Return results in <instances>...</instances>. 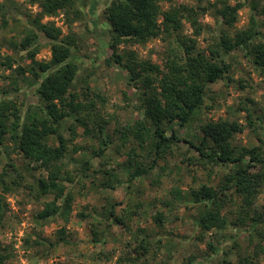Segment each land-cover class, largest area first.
Instances as JSON below:
<instances>
[{
  "label": "trees",
  "instance_id": "trees-1",
  "mask_svg": "<svg viewBox=\"0 0 264 264\" xmlns=\"http://www.w3.org/2000/svg\"><path fill=\"white\" fill-rule=\"evenodd\" d=\"M29 1L39 12L32 18V25L27 23L21 39L6 41L4 48L11 55L4 56L0 62L4 74L9 73L3 77L9 87L0 90V158L6 159L0 173V228L10 215L6 195L22 189L25 180L24 172L14 165L7 151L9 144L26 163L24 170H40L47 175L38 178L35 185L24 187L29 190L28 196L35 190L33 196L37 201L53 196L52 200L42 202L38 221L42 223L54 216L65 224L70 221L76 195L73 184L77 180L73 181L72 173L65 170V165L70 148L74 154L84 150L70 145L78 136L77 127L83 129L84 137L99 138L102 146L108 147V142L114 157L126 156V160L117 166L127 172L125 184L130 193L135 190L136 179L156 169L158 177L166 172L168 159L174 157V146L179 143L187 145L195 154L184 157L181 163L200 166L209 177L214 166H233L225 182L220 183L217 189L204 184L188 196L187 202L199 209L194 220V230L198 233L194 239L197 241H203V235L210 231H223L229 224L233 225L224 212L238 199L241 209L238 222L243 224L264 184V142L259 147L236 149L231 141L246 128L262 129V120L252 114V109L241 105L238 111L245 112V125L238 120H209L200 126L201 135L194 140L182 137L174 125L183 129L195 121L205 108L210 84L226 80L238 84L240 89L246 88L231 77L232 63L228 61L231 54L240 52L264 78V0H234L233 5L231 0H189L191 6L176 4L174 0L106 1L102 18L112 53L103 62L126 73L128 85L135 89V104L132 106L141 115L123 129L113 132L117 139L114 144L113 136L107 133L112 118H107L104 113V98L92 93L88 87L75 91V82L79 71L85 67L86 57L78 51L74 38L63 37L61 29L54 24L42 23L45 17L63 13L86 22L88 28H94L99 21L101 0ZM164 1L169 6L167 11L162 10ZM244 7L249 12L248 26L236 30L238 12ZM14 8L17 7L12 0L0 4V21L4 28H7L8 14ZM205 15H209L217 27L213 36L205 39L206 47L201 48L199 38L203 36L205 27L200 19ZM184 23L192 34L184 33ZM154 39L168 42L172 47L163 58L162 65L154 64L150 59H138L133 52L119 53L120 46L144 45ZM44 44L50 48L48 62L36 59ZM89 66L94 68L95 63ZM18 95L24 96V102L19 101ZM29 95L36 100L32 106L38 108L37 114L30 112ZM69 120L72 123L66 130L70 137L64 138L61 132ZM52 136L57 137V146L49 145ZM105 147H99L98 153L94 148L90 152L94 157H103ZM109 158L112 159L111 156ZM89 166L88 160L83 161L77 178L85 177ZM103 174L108 176L105 183L108 189L123 182L113 170L110 173L103 171ZM163 205L169 207L172 204ZM114 208L111 206L107 212L108 227L121 226L126 233H131L128 222L140 214L143 203H135L134 208H128L123 215H118ZM82 217V213L76 214V218ZM249 220L253 221L252 226L244 233L252 238L254 228L264 223V212L256 214L255 211ZM154 221L162 227V212L156 213ZM239 232L233 238L225 239L227 237L223 236L214 244L208 242L207 250L211 255L204 262L223 252L221 246L224 241L235 242ZM90 235L93 244L105 241L106 233L99 229L92 227ZM158 240H152L148 235L141 238L135 235L131 252L137 261L143 259L140 264L148 263L146 260ZM60 241L64 242V239L60 238ZM44 246L38 240L31 248H38L41 253L56 248L51 244L48 248ZM253 255L257 256L256 250ZM9 260L10 255L0 247V264H9ZM187 264H192V261ZM222 264H228V261L224 258Z\"/></svg>",
  "mask_w": 264,
  "mask_h": 264
},
{
  "label": "rangeland",
  "instance_id": "rangeland-1",
  "mask_svg": "<svg viewBox=\"0 0 264 264\" xmlns=\"http://www.w3.org/2000/svg\"><path fill=\"white\" fill-rule=\"evenodd\" d=\"M5 1L8 0H0V4ZM12 1L16 3L17 8L9 12L7 28H4L0 21V62L4 56L11 55L4 48L6 41L12 38L21 39L27 23L30 22L32 25V18L39 12V9L30 4L29 0ZM106 1L108 0H101L99 21L94 28H88L86 22L63 13L51 18L45 17L42 23L54 24L61 29L63 37L69 36L75 39L78 51L86 57L85 67L79 71L75 82V91L88 87L92 93L100 94L104 98V113L107 118H112L110 125L107 126V133L113 136L115 130L123 129L139 119L141 115L132 106L135 104V89L128 85L126 73L116 66L109 67L103 62L104 59L110 58L112 53L108 47L107 27L102 18ZM174 3L186 6L192 4L189 0H174ZM230 4H235L234 0H231ZM168 8V4L164 1L162 10L167 11ZM248 21L249 12L244 7L238 12L236 30L246 28ZM200 23L205 27V31L199 38V45L204 48L207 45L205 39L208 40L213 36L217 25L209 15L203 16ZM262 31L264 32V28ZM184 33L192 34L186 23H184ZM171 48L168 42L154 39L144 45L120 46L119 53L133 52L138 59H150L154 64L162 65L163 58L168 55ZM50 58L49 46L42 45L36 59L48 62ZM228 61L232 63L231 77L241 82L246 88L240 89L238 84L228 83L226 80L210 84L206 93L205 108L198 113L195 121L183 129L174 125V129L185 139L194 140L201 135L200 126L209 120H238L245 125L246 114L238 111V106L242 105L253 110L252 114L262 120L263 128L258 130L246 128L243 133L235 135L231 143L236 149L259 147L264 142V78L240 52L231 54ZM92 62L95 63L94 68L89 66ZM8 74V72L4 74L0 69V90L9 87L8 82H5L3 78ZM18 99L24 102L23 95H18ZM27 100L30 106L36 104L35 98L31 95ZM206 107L209 110H206ZM30 112L37 114L39 110L32 106ZM71 123L72 121L69 120L61 132L64 138L70 137V132L66 128ZM82 132L81 127L76 128L78 136L70 145L84 150L74 154L70 148L66 157L65 170L72 173L73 181L77 180L73 184L76 195L72 216L67 224L58 216L42 223L38 221L37 214L41 210L42 202L52 200L53 196L37 201L33 196L35 190L28 196L29 190L24 187L35 185L38 178L47 175L40 170H24L26 163L13 151V146L8 145L7 151L14 165L25 174L23 188L14 194L6 195L10 215L0 228V247L10 255L9 264H140L143 259L139 258L137 261L131 252V246L135 245L136 234L139 238L148 235L152 240L159 239V243L155 245L156 248L146 260L147 264H187L190 261L192 264H222L224 258L228 264H264V223H259L254 228L252 238L244 233L245 229H250L252 226L253 221L249 218L254 216L255 211L256 214L264 212V184L243 224L238 222L241 211L238 199L234 202L236 203L234 206L227 208L224 212L229 223L233 225L229 224L223 231H210L203 235V241H197L194 239L198 234L194 230V220L199 209L187 202L188 196L197 192L204 184L217 189L220 183L225 182L233 166H214V172L209 177L208 172L200 166L181 163L184 157H193L195 154L188 149L187 145L179 143L177 147L174 146V157L168 159L166 172L158 177L159 171L156 169L136 179L135 190L130 193L125 184L127 172L121 171L122 169L117 166L126 160V156L114 157L109 150L111 146L108 142L106 144L108 147L102 146L99 138L84 137ZM112 138H114L113 144L116 143L117 139L114 136ZM48 143L50 146H57V137H50ZM99 147H105L106 151L103 157L97 158L90 151L94 148L95 153H98ZM110 156L112 159L109 158ZM0 159L1 173L6 159L3 157ZM85 160L90 162V170L86 172L85 177L77 178V175L81 173L79 166ZM112 170L123 182L121 185H115L113 189H108L105 185L108 176L104 175L103 171L110 173ZM66 185L69 184L66 183ZM180 198L185 200L181 201ZM137 202H142L143 208L140 209L138 216L128 222L131 233H126L121 226L108 227L106 216L111 206H115L114 209L118 215H123L128 208H134ZM168 202L172 205L169 207L163 205ZM158 212L164 215L162 227H158L154 221ZM78 213H82L83 217L76 218ZM92 227L106 233L104 242L97 244L91 242ZM237 231H240V234L235 242L224 241L221 246L223 252L211 256L207 262H204L211 255L207 250L208 242L214 244L223 236L227 237L225 239L233 238ZM60 238H63L64 242L60 241ZM38 240L44 243V247L48 248L51 244L56 248L50 252L41 253L38 248H31ZM255 250L257 256L253 255Z\"/></svg>",
  "mask_w": 264,
  "mask_h": 264
}]
</instances>
